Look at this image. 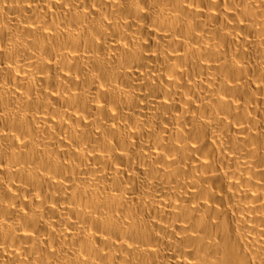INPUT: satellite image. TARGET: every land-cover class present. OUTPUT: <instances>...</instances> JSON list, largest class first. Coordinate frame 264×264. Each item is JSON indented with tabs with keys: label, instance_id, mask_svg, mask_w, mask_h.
<instances>
[{
	"label": "bare ground",
	"instance_id": "bare-ground-1",
	"mask_svg": "<svg viewBox=\"0 0 264 264\" xmlns=\"http://www.w3.org/2000/svg\"><path fill=\"white\" fill-rule=\"evenodd\" d=\"M0 264H264V0H0Z\"/></svg>",
	"mask_w": 264,
	"mask_h": 264
}]
</instances>
